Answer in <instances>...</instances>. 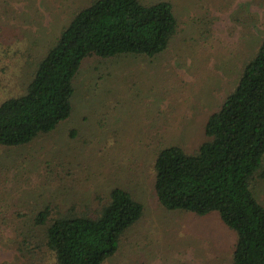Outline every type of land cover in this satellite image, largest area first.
Listing matches in <instances>:
<instances>
[{"label":"rangeland","instance_id":"1","mask_svg":"<svg viewBox=\"0 0 264 264\" xmlns=\"http://www.w3.org/2000/svg\"><path fill=\"white\" fill-rule=\"evenodd\" d=\"M92 1L0 0V104L22 93L30 62L43 58L70 10ZM141 1L172 6L179 28L168 49L152 59L87 58L70 117L26 146L0 148V264H54L37 237L20 247L29 229L41 234L31 219L44 208L94 215L114 188L144 212L103 264L231 263L235 235L215 215L159 205L154 161L170 144L199 147L208 116L264 37V0ZM252 188L264 205V180Z\"/></svg>","mask_w":264,"mask_h":264},{"label":"trees","instance_id":"2","mask_svg":"<svg viewBox=\"0 0 264 264\" xmlns=\"http://www.w3.org/2000/svg\"><path fill=\"white\" fill-rule=\"evenodd\" d=\"M84 6L70 10L69 24L45 45L43 58L30 62L22 93L0 104V148L26 146L70 117L74 79L87 58L152 59L178 32L169 3L94 0ZM203 136L193 153L176 143L159 150L155 197L167 212L215 215L235 235L230 264H264V205L252 188L264 180V37L233 90L208 116ZM143 212L128 191L114 188L94 215L40 210L31 220L41 234L29 229L20 247L37 237L54 264H103Z\"/></svg>","mask_w":264,"mask_h":264}]
</instances>
